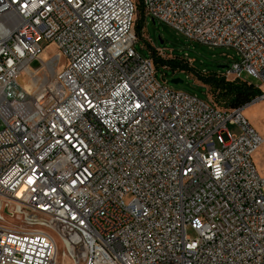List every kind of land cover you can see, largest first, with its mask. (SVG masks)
I'll return each mask as SVG.
<instances>
[{
  "label": "built area",
  "instance_id": "1",
  "mask_svg": "<svg viewBox=\"0 0 264 264\" xmlns=\"http://www.w3.org/2000/svg\"><path fill=\"white\" fill-rule=\"evenodd\" d=\"M138 6L264 101V0H0V264H264V137L158 80Z\"/></svg>",
  "mask_w": 264,
  "mask_h": 264
},
{
  "label": "rangeland",
  "instance_id": "2",
  "mask_svg": "<svg viewBox=\"0 0 264 264\" xmlns=\"http://www.w3.org/2000/svg\"><path fill=\"white\" fill-rule=\"evenodd\" d=\"M132 1L136 3V0ZM40 45L41 47H45L43 51L45 59L49 58L56 52L53 45H47L43 42H41ZM147 46L161 48L173 56L184 58L188 62L186 65L187 68H184L182 71H175L174 73L160 69L158 70L157 78L159 81H166L168 86L174 91L194 94L200 99H207V97L212 98V96L209 88L200 83L198 78L199 74L197 73H200L201 75H209L211 72L216 71L217 74L223 75L230 67V59L233 55L232 50H227L225 48L212 49L190 42L163 24H160L157 21L153 23L150 18H147L144 21L143 29L141 31V39L138 40L135 48L140 55L148 56ZM31 67L35 68L36 64H31ZM160 72L165 74L164 79H161ZM37 78H42V75L37 74ZM173 79H179L182 83L173 85L170 83ZM226 79L229 81L233 80L231 77H227ZM243 79L253 85L259 84V82L253 78ZM243 115L250 126L259 135L264 137V101H256L254 104L249 105L243 110ZM227 130L230 135L238 133L236 126L228 125ZM217 146L219 147V144H217ZM253 161L259 175L264 177V144L262 145V148L257 151V155L253 157ZM16 210L17 209L13 205L0 202L1 213L14 212ZM4 220L5 223L8 221L5 217ZM188 235L193 237V233L190 231H188ZM52 236L56 244V254L59 256L57 264H71V258L59 238L55 235ZM63 254L66 255L65 261L61 258Z\"/></svg>",
  "mask_w": 264,
  "mask_h": 264
},
{
  "label": "trees",
  "instance_id": "3",
  "mask_svg": "<svg viewBox=\"0 0 264 264\" xmlns=\"http://www.w3.org/2000/svg\"><path fill=\"white\" fill-rule=\"evenodd\" d=\"M142 29L143 17L141 9L138 6V18L134 30L139 40L141 39ZM147 51L158 70L163 69L174 73L175 71H182L184 68H187L186 65L188 62L184 58L172 56L171 59H163L157 56L154 51L151 52L149 47L147 48ZM197 74H199L198 78L200 83L203 86L208 87L211 92L212 98L207 97V99H210L219 109L234 110L243 108L250 104L259 95V91L254 88V85L247 81H229L223 76L217 74L216 71L211 72L209 75Z\"/></svg>",
  "mask_w": 264,
  "mask_h": 264
},
{
  "label": "water",
  "instance_id": "4",
  "mask_svg": "<svg viewBox=\"0 0 264 264\" xmlns=\"http://www.w3.org/2000/svg\"><path fill=\"white\" fill-rule=\"evenodd\" d=\"M219 68H222V67H219ZM170 83L173 84V85H176V84H181L182 81L179 80V79H173V80L170 81Z\"/></svg>",
  "mask_w": 264,
  "mask_h": 264
},
{
  "label": "crops",
  "instance_id": "5",
  "mask_svg": "<svg viewBox=\"0 0 264 264\" xmlns=\"http://www.w3.org/2000/svg\"><path fill=\"white\" fill-rule=\"evenodd\" d=\"M263 144H264V143H263ZM260 148H262V146H261ZM260 148H259L258 150H260ZM256 155H257V152L254 154V156H256ZM254 156H253V157H254Z\"/></svg>",
  "mask_w": 264,
  "mask_h": 264
},
{
  "label": "bare ground",
  "instance_id": "6",
  "mask_svg": "<svg viewBox=\"0 0 264 264\" xmlns=\"http://www.w3.org/2000/svg\"><path fill=\"white\" fill-rule=\"evenodd\" d=\"M248 106H249V105H248ZM248 106H246L245 108H247ZM245 108H244V109H245Z\"/></svg>",
  "mask_w": 264,
  "mask_h": 264
}]
</instances>
